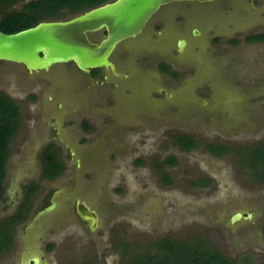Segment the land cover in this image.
<instances>
[{
  "label": "water",
  "instance_id": "95a60500",
  "mask_svg": "<svg viewBox=\"0 0 264 264\" xmlns=\"http://www.w3.org/2000/svg\"><path fill=\"white\" fill-rule=\"evenodd\" d=\"M183 1L185 0H114L94 7L68 20L40 22L33 27L24 28V30L12 34H5L0 31V61L5 62L7 68L20 69L19 73H12L14 95L34 87L35 80L42 78L39 74L45 73L44 79L49 80L51 87L49 90L46 89V92L62 98L72 93V96L76 97L75 104L78 109L84 110L83 108L87 107L94 110L92 107L94 100H102L99 97L100 88H96V86L95 88L85 87L86 83H88L87 74L94 69H103L112 72L108 77L110 82L115 85L111 93L115 101L114 114L118 118L116 121L119 118L125 119L127 117L129 120V118L133 117L130 121L133 126H137L136 116L139 115L135 117L133 115L138 113L141 107L146 104L157 108L158 111L151 108L149 110L152 116L157 117L159 110L164 107V103L169 102L180 107V111L174 117L175 120H161L147 126L168 124L223 134L234 133L235 131L257 130L264 122V100L250 101V97L264 94V77H262V83L246 88L232 85V82L226 86L228 78L225 82L221 77L220 71L223 70L228 74V71L237 68V71L231 72L233 77H229L230 80H244V71L256 67L259 65L258 62L243 61L240 50L230 55L217 53L216 49L209 46V34H207V31L211 29L217 31L220 35L231 37L233 31H247L255 28L258 24H263L264 20L261 15L246 0H231L227 7H225L224 3V6L220 4H196L193 7V12L180 16L179 24L181 25L175 22L173 16H170L166 20V27L160 36L154 40L149 39L141 42L140 47L135 53L130 54L127 60L113 58L117 71H129L133 81H127L119 74L116 75V68L111 61V56L117 50V46L122 41L139 35L148 19L160 11L163 6ZM196 1L208 2V0ZM193 24L200 29L201 35L198 38H191L188 34V27ZM102 31L106 32L107 35L97 42H90V34L94 37L97 36L96 33ZM181 38L184 40H180L177 45L181 54L176 61L181 65H187L197 70V75L195 74L196 82L210 85L214 96L213 100L215 101L205 106H198L199 111H196L192 116H186V108L188 105L192 106L191 104H193L191 100L193 96L189 93V88L179 92L180 95L176 99L169 97L164 101L152 100L149 97V92L155 88V84L150 81H153L151 80L152 77L156 81V77L151 71H139L132 59L134 54H140L144 51H149V53L161 57L170 56L175 41ZM132 44V42H127L125 45L131 46ZM262 55L264 61V54ZM69 63H72L75 69L69 71V65H67ZM11 64H15L17 67ZM20 67L26 69L30 74L28 75L29 77H24L20 74L24 71ZM5 73L0 70V88L10 87ZM237 75L240 76L236 77ZM225 86L232 91L231 94L224 92ZM46 92L43 95V104H38V110L44 107V110L48 111L51 107L47 102L49 94ZM91 97H94L92 102ZM158 97L161 98L160 95ZM223 98L226 99L227 103L222 105L220 102H223ZM229 100L236 101L230 103L228 102ZM52 105L57 107L56 103ZM103 105L109 104L104 103L101 106ZM42 113L45 116L44 112ZM64 121L65 119L63 118L62 129ZM68 129L67 133L70 135L71 140L75 144H79L77 142L78 139L76 140L78 134L70 132ZM135 133H137V130H135ZM130 136L131 134H128L126 138L120 136L115 138V141H111V143L116 144L117 151H120L123 165H125L124 163L130 152L127 147ZM39 141L34 136L32 142H30L31 144L24 145L11 176V182L14 175L26 170L29 162L36 164L34 157L41 146L38 143ZM73 142L68 145L71 157L68 151L67 154L71 170L79 178V193L85 197L89 194L91 195L92 192L98 197L97 177L101 178L102 175V179L104 176L107 178L109 175L110 177L111 171H117L119 167L107 164V157H113V152L106 153L105 150L103 154L101 149H96V144L92 147L90 145L84 146L85 148L80 146L82 150H79V155L83 159V167L81 168L75 150L71 149L73 148ZM88 147H90L89 150ZM101 166L104 172L102 171V175H97V168L99 169ZM34 169H36V166ZM82 171L95 173V175H92V182L81 178ZM99 189L101 188L99 187ZM10 192H13V190L10 189ZM108 194V198H110V182ZM80 204L85 210L84 212L81 211V208L77 210L78 216L82 222L87 224L89 238L97 242L99 240L96 229L105 228L108 219L128 212V208H109V199H105L103 204H98L97 199L94 205H96L98 213L99 211L101 213V217L98 218L97 213L92 211L85 202L80 201ZM54 208L55 204H52L47 208V211ZM0 210L4 209L0 208ZM251 218L252 214L250 213L245 218H243V214L236 213L231 218L230 224L236 225L242 219L249 220ZM78 225L85 227L82 223ZM69 227L70 224H63L59 230ZM47 261L50 264L48 258Z\"/></svg>",
  "mask_w": 264,
  "mask_h": 264
},
{
  "label": "rangeland",
  "instance_id": "374dc122",
  "mask_svg": "<svg viewBox=\"0 0 264 264\" xmlns=\"http://www.w3.org/2000/svg\"><path fill=\"white\" fill-rule=\"evenodd\" d=\"M259 4V0H254L252 7ZM23 5L19 3L15 9L19 10ZM259 28L264 30V26ZM239 40L242 41L241 38ZM223 45L222 48L225 47ZM238 50L243 61H257L259 65L244 71V80H233L232 85L246 88L262 83L264 44H241L226 54ZM217 53L222 54L218 50ZM5 66V62L0 61L1 71L6 72L3 70L7 68ZM73 69L75 66L70 64L69 71ZM5 74L10 87H1L0 91L5 90L12 95L20 113L18 134L9 146L10 155L6 165V181L9 182L24 145L32 142L31 131L36 126V112L38 104H41L40 98L37 103H31L27 96L31 92L38 94L42 87L48 90L51 87L46 82L35 80L34 87L14 95L13 74ZM103 100L106 102L105 98ZM257 100H264V94L250 97V101ZM87 115V112L83 114ZM136 117L137 126L145 127L140 132L137 130V133L132 129L128 142L132 149L125 165L122 164L120 151L113 152V157H107V164L119 166L117 171H111L109 208H128V212L108 219L105 228L96 229L99 242L89 238L87 228L70 223L69 228L60 231L59 238L63 237V241L60 240L63 243L58 252L46 254L50 264H130L133 256L157 254L156 242L167 238L207 244L208 249L217 250L235 264H264V237L259 230L260 224H264L263 216L259 219L262 214L259 210L264 206V184H257L254 180L258 177L257 172L264 169V161L255 171L256 175L246 168H240L241 160L248 158L250 152L260 147L264 149V122L257 130L223 134L168 124L147 126L153 125L152 122ZM64 119L63 129H68L77 121ZM98 121L107 123L106 119ZM74 126L73 132L78 134L80 129ZM177 134H189L198 139L202 146L183 153L174 145L171 137ZM88 141L84 139L79 143L87 144ZM210 142L228 145V155L220 159L210 156L203 148V144ZM58 147L63 150L64 161L69 163L65 147ZM167 156H173L178 162L176 167L170 169V177L174 179L171 187L162 186L155 171L156 165L161 164ZM196 175L207 176L211 182L214 181L219 185L218 192L209 195L208 189L200 190L191 185ZM82 178L92 182V177L89 179L87 174ZM241 208L248 213L254 212L251 220L231 225L229 216ZM3 218L0 210V219ZM11 257H1L0 261H10Z\"/></svg>",
  "mask_w": 264,
  "mask_h": 264
},
{
  "label": "flooded vegetation",
  "instance_id": "af4514ba",
  "mask_svg": "<svg viewBox=\"0 0 264 264\" xmlns=\"http://www.w3.org/2000/svg\"><path fill=\"white\" fill-rule=\"evenodd\" d=\"M30 1L35 2L38 0H24V2H16L9 7V11H14L18 13L24 12L26 10L25 6ZM111 1L114 0L105 1L97 6L104 5ZM230 1L231 0H208V2H203L196 0H185L183 2H174L163 6L160 11H158L148 19L145 24V27L139 35H137L135 38H129L127 40H124L119 46H117V50L111 56V61L113 62L116 68V64L113 58L127 60L129 55L135 53L138 47H140L141 42L149 39L154 40L156 37L160 36L166 27V20L170 16H173L175 22L179 24L180 16H185V14L193 12V7L196 4L223 5L224 3L225 7H227ZM246 1L249 5H252V3L254 2V0ZM259 1L260 4L252 8L255 9L257 13L261 15V18L264 20V5H262V3H264V0ZM19 3H23L24 5L21 9L16 10L15 5ZM93 8H87L75 14H70L67 10H62L60 12L62 17H60L59 19L44 20L41 22L68 20ZM261 26L264 25L258 24L255 26V28L249 29L247 31L233 32L231 37H225L223 35L218 34L217 31L209 29V46H212L214 49L218 50L222 54H226V52L230 53L233 50L237 49L238 45L241 44H264L262 42L254 43L248 41L249 38L255 37L256 35H264V30H260L259 28ZM187 31L191 38H198L201 35L199 27L194 24L190 25ZM96 34L97 36L94 37L91 34L89 35L90 42H97L102 37L107 35V33L103 31L98 32ZM240 38L242 39V41L239 40ZM180 40L184 39L181 38L175 41L174 48L170 56L161 57L149 53V51H144L140 54H134L132 56V59L136 63V67L139 71H151L156 77V81L153 77L151 79L153 81H150L152 84H155V88L149 92V97L152 100L164 101L167 100L169 97L176 99V97L180 95L179 92L184 91L186 89L188 90L189 88V93L193 96V98L191 99L193 101V104H191L192 106L188 105V107L186 108V112L188 114H186V116H192L195 114L196 111H199L198 106H205L206 104H210L215 101L213 100L214 96L213 92L211 91L210 85L206 83L196 82L195 76L197 75V70L187 65H181L176 61L181 54L179 47H177ZM127 42H132L133 44L131 46L125 45ZM221 44H224L225 47L223 45L224 48H222ZM70 64L73 65L72 63H69L67 65ZM11 65L16 66L15 64ZM21 69L24 71L20 74L24 77H29L28 75L30 74L26 71V69L23 67ZM3 70L12 74L13 72L19 73L18 71L20 69L18 68L17 70V68L10 67L4 68ZM237 70V68H233L228 71V74H226V72H224L223 70L220 71L221 77L222 79H224L225 82L228 78L226 86L227 84L232 82L229 78L233 77L231 72ZM115 71L116 75L119 74L123 79H127V81H133L131 79L132 75L129 71L123 70L119 72L117 71V68L115 69ZM111 73L112 72L108 70L94 69L89 74H87L88 83H86L87 85H85V87L89 86L90 88H95L96 86V88H100L99 97H101L102 100H94V105L92 106L94 110L91 108L88 109L87 107L83 108L84 110L78 109V106L75 104L76 97L72 96V93H69L68 95H66L65 98H62L60 96H56L55 94L46 92V87H42L38 94L31 92V94L29 93V95L27 96L29 97V99H31V103H37L40 98L39 102L42 105L44 99L43 95L46 92L49 94L47 96V102L51 107L48 111L46 110L47 112L44 110V107H42V109H39L36 112L38 113V118H36L37 123L35 124V128H32L33 130L31 129L32 137L36 136L38 140H40L38 143L42 146V148H39V151H36L35 153L34 161L36 164L27 162L28 165L26 170L18 175H14L12 182L6 181V175L5 179L3 180L2 192L0 196V208L4 209L2 210V217L4 218L0 219V223L7 219L10 221L11 225L9 233L11 234V237L8 243V249L0 253V258L4 256L12 257L10 258V261H0V264H49L46 258V254H54L55 252H58V249L62 246L63 237L61 239L59 238V234H61L59 229L61 226H63V224L68 225L70 223H82L87 228V224L82 222L80 217L78 216L77 210H80V208L83 212L85 210L84 207L80 204V201L85 202L86 205L91 208L92 211H95L97 213L98 218L101 217L100 211L98 213L97 207L94 204L96 203L97 199L98 204H103L105 199H109L108 185L112 175L110 177L108 175L107 178L106 176H104V178L102 179V171L104 172V170L102 169V166L99 169L97 168V175H102L101 178L97 177L98 197H96L95 193L92 192L91 195L89 194L88 196L83 197L79 193V178L73 172V170H71L69 163H66L64 161L62 157L63 150L62 148L60 149L58 145H62L63 147H65L69 153V156L71 157V152H69L70 149L68 145L73 141L71 140L70 135L67 133V129L63 130L61 128V125L63 123V118L65 117L69 118V120H77L74 123L77 126H74V124L72 125L80 129L76 138V140L78 139L77 142H80L79 140L84 139L89 140L87 144H75V142L72 143L73 148L71 149L75 150V153L77 154L79 159V165L82 168L83 159L79 155V150H82L80 146H83V148H85V145H90V147H92L96 144V149H101L103 151V154L105 150L106 153L117 152L116 144L111 143V141H115V138H119L120 136L126 138L128 134H131L132 129L138 130L140 132L142 128L145 127L143 125H139V127L133 126L130 121L133 117L129 118V120L127 117L125 119L119 118V120L116 121V119L118 118H116L114 114L115 101L114 96L111 93L112 90L115 88V85L110 82L108 77L109 75H111ZM222 73L225 75H223ZM44 74L45 73L39 74V76L41 75L40 77L42 78L38 81L46 82L49 86L50 82L49 80L47 81L46 79H44ZM238 76L240 75H237L236 77ZM226 86L224 88V92L231 94L232 91L229 90ZM3 91L4 92L0 91V93H2V95H5V97L10 99L11 101H13L12 95L10 93H6L5 90ZM159 95L161 96V98L158 97ZM94 97H91V102L93 101ZM228 97L231 98L230 96ZM104 98L106 99V102L103 100ZM222 101L223 102H218H220L222 105L224 103H227L225 98H223ZM235 101L236 100H229L228 102L234 103ZM55 103L57 104V107H53L52 104ZM104 103H108L109 105L101 106ZM150 108L158 111L157 108L145 104L143 107H141L139 112L135 113V115L133 116L135 117L136 115H139V119L144 118L145 122L153 123L161 120H175V115L180 111V107H178L177 104L167 102L164 103V107L159 110V115L157 117H154L149 112ZM105 109L106 111H104ZM85 111L89 115H81ZM42 112H44L45 116ZM98 119H106L107 123L101 124ZM72 126L68 127V130H70V132H73ZM17 134L18 131L16 135ZM171 137L173 139L174 145L178 147V149L183 153H189L190 151L196 150L202 146V144L198 142V139L193 138L189 134H177L172 135ZM178 137H189L194 141L195 146L189 149V151H185L177 142L176 138ZM38 143L36 144L38 145ZM49 146H53L51 151L57 152V154L54 153L56 157L55 159L64 166L63 172H61V174H59L54 179H47L43 177V170L41 165V157L45 149ZM130 146L131 144H127L128 150L132 149V147ZM90 147H88V150L90 149ZM203 148L207 151L210 156H213L216 159L225 157L230 151L228 145L216 142H210V144H203ZM212 149H215V152ZM175 153L177 154V152ZM169 159L170 162H168ZM241 161L242 163L240 162V168H246L251 173L255 174L256 169L254 168V166L258 165H253V161H251L249 158L243 159ZM34 165L36 166V169H34ZM177 165L178 162L174 159L173 156H167L165 159H162L161 164L156 165V175L158 176L159 183L162 186H173L174 179L172 180V178L170 177L172 175L170 169L176 167ZM84 174L89 175V179H91L92 175H95V173L91 171H82L81 178ZM193 179L194 181L191 185L195 186L196 188H200V190L208 189L209 195L213 194L216 190H219V185H217L214 181L211 182V180L208 179L207 176L202 177L200 175H196V177H194ZM85 180L88 181V179L86 178ZM254 180L257 184H264V179L260 176L256 177V179ZM99 187L101 189H99ZM10 189H12L13 192H10ZM99 192H101V194H99ZM217 192L218 191H216V193ZM52 204H55V208L47 211V208L50 207ZM195 205L196 204L194 203L193 206ZM261 208L262 209L259 210L262 213L259 217L260 220L262 216V218L264 219V206H261ZM236 213L243 214V218H245L248 214V212L244 208L237 209L229 216V223L231 218L236 215ZM250 214L253 215L254 212L251 211ZM243 220L244 219H242V221ZM258 220L256 221L257 223H259ZM259 230L261 232V235L264 237L263 223L260 224Z\"/></svg>",
  "mask_w": 264,
  "mask_h": 264
},
{
  "label": "trees",
  "instance_id": "16d2710c",
  "mask_svg": "<svg viewBox=\"0 0 264 264\" xmlns=\"http://www.w3.org/2000/svg\"><path fill=\"white\" fill-rule=\"evenodd\" d=\"M19 1L24 2V0H0V31L3 33H16L44 20L59 19L62 17L60 14L62 10L75 14L108 0H38L27 3L25 6L27 12L9 11V7ZM248 41L264 43V35H256L249 38ZM18 115L19 109L15 103L0 93V196L10 155V142L17 133ZM176 139L185 151H189L195 146L194 141L189 137ZM52 148L53 146L46 148L41 157L43 177L47 179L56 178L64 170V166L55 159L57 152H52ZM213 151L215 152V149ZM248 158L253 161V165H258L254 166L257 170L264 161V149L260 147L254 152H250ZM257 176L264 179V169L257 172ZM10 225L8 219L0 223V253L8 249L11 237ZM155 246L157 254L145 255V257L133 256L130 264H235L217 250L208 249L207 244L167 238L159 243L156 242Z\"/></svg>",
  "mask_w": 264,
  "mask_h": 264
}]
</instances>
